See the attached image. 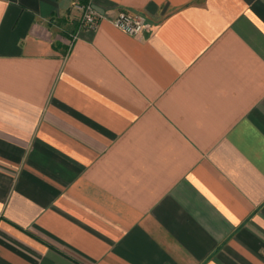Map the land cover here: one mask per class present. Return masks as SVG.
Segmentation results:
<instances>
[{"label":"crops","instance_id":"obj_1","mask_svg":"<svg viewBox=\"0 0 264 264\" xmlns=\"http://www.w3.org/2000/svg\"><path fill=\"white\" fill-rule=\"evenodd\" d=\"M77 1L0 0V264H264V0Z\"/></svg>","mask_w":264,"mask_h":264},{"label":"built area","instance_id":"obj_2","mask_svg":"<svg viewBox=\"0 0 264 264\" xmlns=\"http://www.w3.org/2000/svg\"><path fill=\"white\" fill-rule=\"evenodd\" d=\"M76 7L81 11V27L87 30L97 29L103 16L94 6L78 0ZM112 23L115 27L137 38H142L148 27V21L143 15L126 11L120 12Z\"/></svg>","mask_w":264,"mask_h":264}]
</instances>
